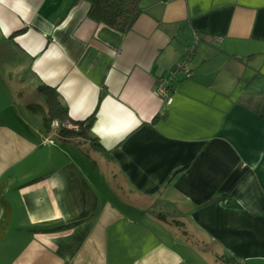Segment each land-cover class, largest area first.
Segmentation results:
<instances>
[{"label":"crops","instance_id":"crops-1","mask_svg":"<svg viewBox=\"0 0 264 264\" xmlns=\"http://www.w3.org/2000/svg\"><path fill=\"white\" fill-rule=\"evenodd\" d=\"M141 3L122 32L84 0H0V65L103 148L45 132L0 70V264H264V0Z\"/></svg>","mask_w":264,"mask_h":264},{"label":"trees","instance_id":"trees-1","mask_svg":"<svg viewBox=\"0 0 264 264\" xmlns=\"http://www.w3.org/2000/svg\"><path fill=\"white\" fill-rule=\"evenodd\" d=\"M83 1V0H78ZM90 5L89 15L92 19L110 25L122 32H127L138 16L143 12L142 3L143 0H84ZM38 93L42 94L45 98V106L48 111L49 118H45L44 129L45 132L54 133L59 138L66 139L73 138H86L95 147H99L102 150V146L95 144L93 139H90L89 132L90 127L95 119V116L90 118H84L75 120L69 115L68 108L62 105L59 100L58 94L55 89L46 85L38 87ZM34 111L40 108L45 112V107L41 105H30ZM55 125V126H54ZM68 125L77 127L76 129L68 128ZM5 216L0 223V244L5 241L7 234L8 218Z\"/></svg>","mask_w":264,"mask_h":264},{"label":"rangeland","instance_id":"rangeland-1","mask_svg":"<svg viewBox=\"0 0 264 264\" xmlns=\"http://www.w3.org/2000/svg\"><path fill=\"white\" fill-rule=\"evenodd\" d=\"M15 64H18V62L14 61L13 64L12 63L9 64L6 62L1 63L0 70H3L4 71L3 73L8 74V78L7 79L5 78V79L7 80L9 87L11 89H15V87H17V89L14 93L15 97L18 98L21 95V97L24 96L25 102H30L32 100V102H35V105L40 104L41 106L45 107V112H43L40 108H38L37 111H34V110L28 108V106H26V104L22 106L23 111H24L23 113L25 116H27L29 114V111L35 113L34 118L37 117L39 119V124L41 126H44L45 118H49L48 111H47V108L45 106V98L42 94L37 93L35 91H32V92H31V90L23 91L26 87H28V84L31 82V77L28 75V70L22 71L23 70L22 68H24V67H22L21 65L12 66ZM6 71L11 72V75ZM25 80L29 81V83H27ZM24 92H26V93H24ZM27 94H29V95L27 96ZM32 123H34V122H32ZM51 135L53 136L54 134H51ZM52 136H50V137H52ZM56 138L60 139L58 136H56ZM66 141H71V143H75V145H78L79 148L82 149L83 151H88V152L90 151L89 147L86 145L85 142L81 141V139L73 138V139H68ZM232 264H234V263H232ZM248 264H256V262H254V263L249 262Z\"/></svg>","mask_w":264,"mask_h":264},{"label":"built area","instance_id":"built-area-1","mask_svg":"<svg viewBox=\"0 0 264 264\" xmlns=\"http://www.w3.org/2000/svg\"><path fill=\"white\" fill-rule=\"evenodd\" d=\"M199 42V37L196 38V43ZM195 47H190L189 49H187L188 51L185 53V55L183 56V58L177 62V64L173 67L170 76L168 78V81H175L178 77H180V75L183 74H188L189 70L187 68L188 63L191 61L194 53H195ZM168 82L163 81L162 84H159L158 88H157V93L159 96H161L162 98H165L167 101H169L170 99V88H168ZM68 128H73L76 129L77 127H73V125H68ZM49 142L53 143L52 141L49 140Z\"/></svg>","mask_w":264,"mask_h":264}]
</instances>
